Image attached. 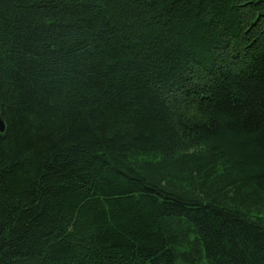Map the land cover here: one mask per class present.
I'll list each match as a JSON object with an SVG mask.
<instances>
[{
	"label": "trees",
	"instance_id": "trees-1",
	"mask_svg": "<svg viewBox=\"0 0 264 264\" xmlns=\"http://www.w3.org/2000/svg\"><path fill=\"white\" fill-rule=\"evenodd\" d=\"M0 264H264V0H0Z\"/></svg>",
	"mask_w": 264,
	"mask_h": 264
},
{
	"label": "water",
	"instance_id": "water-1",
	"mask_svg": "<svg viewBox=\"0 0 264 264\" xmlns=\"http://www.w3.org/2000/svg\"><path fill=\"white\" fill-rule=\"evenodd\" d=\"M5 131V124L4 121L2 120L1 116H0V133L3 134Z\"/></svg>",
	"mask_w": 264,
	"mask_h": 264
}]
</instances>
